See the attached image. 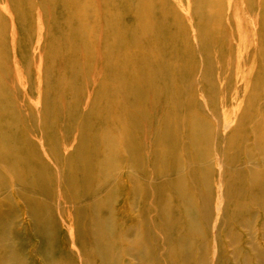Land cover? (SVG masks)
Listing matches in <instances>:
<instances>
[{
	"label": "bare ground",
	"instance_id": "obj_1",
	"mask_svg": "<svg viewBox=\"0 0 264 264\" xmlns=\"http://www.w3.org/2000/svg\"><path fill=\"white\" fill-rule=\"evenodd\" d=\"M0 264H264V0H0Z\"/></svg>",
	"mask_w": 264,
	"mask_h": 264
},
{
	"label": "rangeland",
	"instance_id": "obj_2",
	"mask_svg": "<svg viewBox=\"0 0 264 264\" xmlns=\"http://www.w3.org/2000/svg\"><path fill=\"white\" fill-rule=\"evenodd\" d=\"M59 244H60V242H59ZM33 245V244H32Z\"/></svg>",
	"mask_w": 264,
	"mask_h": 264
}]
</instances>
